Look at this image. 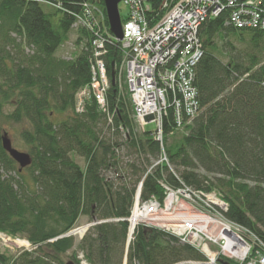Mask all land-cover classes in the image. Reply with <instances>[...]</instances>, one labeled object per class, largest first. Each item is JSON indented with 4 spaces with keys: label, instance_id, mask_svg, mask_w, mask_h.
<instances>
[{
    "label": "trees",
    "instance_id": "1",
    "mask_svg": "<svg viewBox=\"0 0 264 264\" xmlns=\"http://www.w3.org/2000/svg\"><path fill=\"white\" fill-rule=\"evenodd\" d=\"M84 2L98 4L97 0H0V114L13 99L8 118L31 125L23 138L33 156L26 169L32 183L28 185L0 141V233L24 236L35 247L12 262L0 254V263L79 264L74 254L64 260L77 248L92 264H125V260L126 264H206L207 258L191 245L145 225L136 229L126 254V219L136 186L151 159H157L159 145L150 133L135 130L131 102L122 98L119 88L122 55L115 46L106 56L110 127L116 132L113 138L127 134L121 140L102 136L101 123L108 121V115L94 96L85 113H76V94L91 82L92 33L80 27L77 45L84 38L87 43L74 60L55 54L68 39ZM44 5L51 10L46 12ZM159 5L155 1L154 9ZM98 7L109 26L104 3ZM200 36L204 55L197 85L202 112L186 127L189 134L176 151L168 149L169 160L187 185L222 194L229 205L225 214L229 221L264 239V31L236 29L222 16L205 22ZM52 109L64 118L52 122ZM174 130L169 109L165 137ZM123 147L129 148L127 156H134L133 161L122 160ZM73 155L86 161L85 169ZM163 176L177 184L167 165L157 167L145 179L142 200L152 196L163 200L158 185ZM82 216L100 223L78 245L74 237L49 242L74 229Z\"/></svg>",
    "mask_w": 264,
    "mask_h": 264
},
{
    "label": "built area",
    "instance_id": "2",
    "mask_svg": "<svg viewBox=\"0 0 264 264\" xmlns=\"http://www.w3.org/2000/svg\"><path fill=\"white\" fill-rule=\"evenodd\" d=\"M159 2L158 10L163 12L162 16L146 1L121 2L128 9L122 41H118L104 26V14L95 4H81L82 11L76 14L75 25L92 33V76L90 84L78 92L86 93L83 101L80 98L77 100L76 96L75 111L85 113L87 101L94 96L112 123L113 114L108 112L105 102L110 89L106 56L110 47H117L122 55L119 65L120 88L125 81L137 131L145 132L147 125L155 124L153 136L160 148L159 156L140 182L139 190H142L146 177L163 165L169 167L177 180V184L165 178L158 180V185L164 191L162 201L153 196L135 202L127 219L130 238L133 240L136 229L145 225L169 233L199 250L207 257V264H217L222 254H228L237 264H264V239L253 230L225 217L229 206L218 192L196 189L178 177L170 164L164 143V119L169 109H173L174 132L183 131L201 112L197 68L204 55L200 36L202 25L210 19L225 16L227 24L237 29L264 31V0ZM149 117L152 119L148 120ZM137 196L140 200V196ZM184 212L196 216L207 215L211 220L208 225L199 220L165 221L169 216H179ZM135 215L141 216L140 221L135 219ZM216 216L226 219L234 227ZM227 227L231 229V236L225 233ZM220 241H225L226 246L216 251L220 249ZM78 259L81 264H89L82 253Z\"/></svg>",
    "mask_w": 264,
    "mask_h": 264
},
{
    "label": "rangeland",
    "instance_id": "3",
    "mask_svg": "<svg viewBox=\"0 0 264 264\" xmlns=\"http://www.w3.org/2000/svg\"><path fill=\"white\" fill-rule=\"evenodd\" d=\"M43 9L46 12H48L49 9L51 10V6L48 8V6L44 5ZM120 10H121L122 18H124V19L127 18L128 9L126 8V6L124 4H120ZM79 27H81V26H77V27L74 26L72 28L71 32L69 33L68 39L59 48V50L56 52L55 55L57 58L64 59L67 61L74 60L80 54V52L84 48H86V45H85L87 43L86 38H84V40L81 41V43L79 45H77V40L80 38V31H81ZM89 41H90V43L92 42V40H90V39H89ZM90 49H91V47H90ZM30 50L31 49L27 48L26 52L31 53ZM121 96L123 99H125V101L129 100L131 102L129 91L126 87L125 81H123V84H122ZM13 102H14V100L12 99V100H10V103L5 104V107L3 108V111L0 114V137L2 136V134L4 132H7L9 134V137H10L12 143H13L14 148H16L17 150H19L21 152L29 153L31 155V146L23 138V134L26 131L31 130V125L29 124V122H27L25 120L20 122V123H16L14 121H11L8 118V115L14 110V105L12 104ZM131 106H132V104H131ZM50 112H51V114H49V116H50V119L52 122H59L64 118L63 114L58 113L54 109H52V111H50ZM131 118L133 119V108H132V112H131ZM148 119L151 120L152 118L149 117ZM110 125H111V123H110L109 119H108V121H106V122L104 121L103 123H101V128L103 131L102 136H105L107 138H113V135L116 132H115L114 128L110 127ZM135 130H136V126H135ZM155 130H156L155 124H149L146 126V131L148 133H154ZM188 134H189V129L186 128L184 131H181L180 133H178L174 136H169L168 138H166L164 135V143H166L167 148L169 150L172 149L171 151L175 152L177 147L180 146L182 139L185 136H187ZM119 137H120V140L124 138V136L116 134L115 138H113V139H117ZM159 151H160V148H159ZM129 152H130L129 148L123 147L121 154L123 156L122 160H124V162H131L134 160V156H131V157L127 156V155H129ZM32 158H33V156H32ZM73 159L83 169L86 168L87 163L83 158H80L76 155H73ZM151 160H152V163H154L156 161L154 158ZM15 166H16V170H18L19 166L17 164ZM173 170L177 175L180 176V173H178L174 167H173ZM200 173H202L203 175H206V173H204L203 171H200ZM13 175H16V173L14 172ZM22 175L24 176L23 180L28 185H31L32 183H31V179H30V172L27 170H24ZM108 175L113 177V175L111 173H108ZM209 178L212 179V176L209 175ZM216 217H219V216H216ZM169 220H171V221L177 220V221H182V222H185L186 220H194V221L199 220L202 224L208 225L211 218L207 215L206 216H196L194 214L184 212V213H182V215H179V216L178 215L169 216V217H167V219L165 221H169ZM222 221L225 222L226 224H229L230 226L234 227L226 219H224ZM97 223H99V222L90 221V219L88 217L82 216V217H80V219L76 225V228L88 226L87 230H86V233H87L90 231L91 227ZM76 228H74V229H76ZM221 228L222 227H220V229ZM73 237L75 239V243L78 245L79 241L81 240L79 238V235H75ZM219 244H220V246H218V247L220 249H215L216 251L217 250L221 251V249L225 248V246H226L225 241H220ZM34 249H35V247L32 246V244L29 243L28 239L24 236H19V239H18L15 237H9L6 234H2V233L0 234V254H4L6 257H8L10 259L11 262L14 261L15 259H17L19 256H21L24 252H26V251L32 252ZM78 251H79V249L74 248V250H72L71 252L68 253L67 257H65L64 260H68L70 257H72L73 253L76 256ZM126 252H127V248H126ZM225 254H227V253L225 252ZM227 255L222 254V255H220L219 259H223V258L230 259ZM230 260L233 261L234 263H236L234 260H232V259H230Z\"/></svg>",
    "mask_w": 264,
    "mask_h": 264
},
{
    "label": "water",
    "instance_id": "4",
    "mask_svg": "<svg viewBox=\"0 0 264 264\" xmlns=\"http://www.w3.org/2000/svg\"><path fill=\"white\" fill-rule=\"evenodd\" d=\"M100 4L104 3L107 19L109 23L110 33L119 41L123 40V22L120 14L119 5L123 0H97ZM153 1V0H145ZM113 85L115 72L113 71ZM1 143L3 149L8 153V155L19 165V172L22 173L23 170L29 168L33 164V158L29 153L21 152L14 148L13 143L7 132L1 136ZM220 264H231L224 259L219 260ZM1 264V263H0Z\"/></svg>",
    "mask_w": 264,
    "mask_h": 264
},
{
    "label": "bare ground",
    "instance_id": "5",
    "mask_svg": "<svg viewBox=\"0 0 264 264\" xmlns=\"http://www.w3.org/2000/svg\"><path fill=\"white\" fill-rule=\"evenodd\" d=\"M75 26V24L73 25V27ZM81 90V89H80ZM121 90H122V87L120 88V92H121ZM80 93V92H79ZM79 93H77L76 94V96H77V100H78V98H80L82 101H83V97L86 95V93H81V94H79ZM96 99V98H95ZM88 102H89V100L87 101V104H88ZM96 102H97V104H98V106H99V108L102 110V104L96 99ZM105 102H106V104H108V97H106L105 98ZM144 184V183H143ZM137 188L138 189H140V182L137 184ZM142 190H143V187L141 188ZM135 201L136 202H141L142 200L140 199L139 200V197L137 196L136 198H135ZM141 216H137V215H135V219L136 220H138V221H140V218ZM128 227H129V224H128ZM85 229H86V227L85 228H79V229H77L76 231H75V234H82L84 231H85ZM231 229L229 228V227H227L226 229H225V233H226V235L227 236H231L232 235V232L230 231ZM129 234H130V232H128L127 233V240H126V246H127V241L129 240ZM64 237H68V233H65V234H63V235H61V236H59L58 238H56V239H52V240H49V242H54V241H56L57 239H60V238H64Z\"/></svg>",
    "mask_w": 264,
    "mask_h": 264
}]
</instances>
